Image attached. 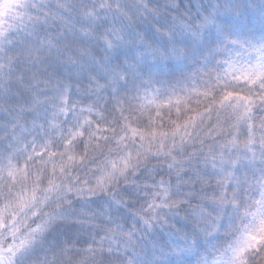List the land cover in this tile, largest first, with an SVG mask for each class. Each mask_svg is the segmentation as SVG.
Wrapping results in <instances>:
<instances>
[{
  "label": "clouds",
  "instance_id": "clouds-1",
  "mask_svg": "<svg viewBox=\"0 0 264 264\" xmlns=\"http://www.w3.org/2000/svg\"><path fill=\"white\" fill-rule=\"evenodd\" d=\"M0 264H264V0H0Z\"/></svg>",
  "mask_w": 264,
  "mask_h": 264
}]
</instances>
